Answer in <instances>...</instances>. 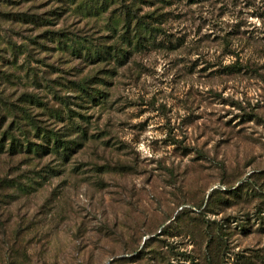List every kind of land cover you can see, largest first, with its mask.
Listing matches in <instances>:
<instances>
[{
  "label": "rangeland",
  "instance_id": "obj_1",
  "mask_svg": "<svg viewBox=\"0 0 264 264\" xmlns=\"http://www.w3.org/2000/svg\"><path fill=\"white\" fill-rule=\"evenodd\" d=\"M0 264H264V0H0Z\"/></svg>",
  "mask_w": 264,
  "mask_h": 264
},
{
  "label": "trees",
  "instance_id": "obj_2",
  "mask_svg": "<svg viewBox=\"0 0 264 264\" xmlns=\"http://www.w3.org/2000/svg\"><path fill=\"white\" fill-rule=\"evenodd\" d=\"M65 36L68 39V41L66 43L67 48L69 47L67 44H71V45H73V47H75V44L77 43V44H79V46H82L83 48H88V47H85V42L90 44V42L87 40V38L83 37V36H74V37H69V35H65ZM76 50L77 49H75V51ZM41 140L43 142H45L44 144H46V146H44V145L40 146L43 149L48 148V146H52L54 144L56 146H58L61 144V141H62L60 136L56 133H51L50 135H45V137L41 138Z\"/></svg>",
  "mask_w": 264,
  "mask_h": 264
}]
</instances>
